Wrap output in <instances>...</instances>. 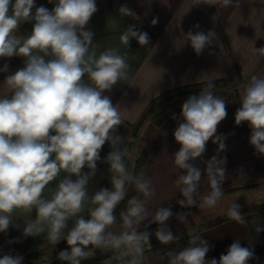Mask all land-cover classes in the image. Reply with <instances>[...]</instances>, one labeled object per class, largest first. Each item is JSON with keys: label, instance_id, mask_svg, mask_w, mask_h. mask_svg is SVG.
I'll list each match as a JSON object with an SVG mask.
<instances>
[{"label": "clouds", "instance_id": "obj_1", "mask_svg": "<svg viewBox=\"0 0 264 264\" xmlns=\"http://www.w3.org/2000/svg\"><path fill=\"white\" fill-rule=\"evenodd\" d=\"M231 2L222 0L225 6ZM97 11L96 0H55L51 10L37 6L36 0H0V58H24L22 67L5 76L10 95L0 98V233L7 232L16 210L35 212L23 234L34 237L47 230L50 244L66 242L67 248L58 253L60 261L81 264L88 257L85 249L95 246L131 255L130 264H140L137 258L143 255L144 247L152 246L150 232H137V226L147 218L145 200L133 197L128 201L126 211L120 214L124 231L117 235L109 229L116 223L114 209L125 197L126 183H134L145 198L154 196L155 190L143 174L133 176L127 171L124 153L116 147L123 140L117 134L121 114L104 93L127 78L129 65L115 49L96 55L95 33L87 26ZM118 12L134 14L127 4H121ZM24 23H32V29L21 38L16 32ZM151 23L156 25L158 17ZM194 27L198 29L199 25ZM185 35L197 56L219 39L214 30H189ZM120 39L128 47L133 39L140 46L150 44L149 34L133 25ZM255 51L264 55V47ZM0 72H9V65L5 63ZM85 76L90 83L84 81ZM211 87L209 81L208 87L182 103L181 119L173 133L179 144L174 164L183 170L175 181L183 197L177 201L181 207L195 206L202 175L207 176L211 190L203 197L201 208L215 207L223 195L226 158L219 153L225 150L226 137L217 135V127L227 110L226 102L214 95ZM244 122L251 129L249 143L257 155L264 156V77L252 76L244 91L235 124ZM210 139L218 145L217 155L201 161L205 165L202 171L196 159L205 153ZM105 143L112 148L103 160L113 173L111 188H100L89 197L87 185L96 175ZM62 172L66 175L46 199V186ZM86 202L93 205L88 219L80 215ZM227 214L246 223L237 203ZM173 215L171 207H161L152 220L158 225L155 237L161 244L180 239L166 223ZM175 216L181 223L187 219L182 213ZM72 218L74 226L65 233ZM257 231L264 232V227ZM209 250L208 241L193 236L189 246L167 253L169 264H248L254 258V248L242 246L239 240L219 260H206ZM23 259L6 254L0 264H22Z\"/></svg>", "mask_w": 264, "mask_h": 264}, {"label": "crops", "instance_id": "obj_2", "mask_svg": "<svg viewBox=\"0 0 264 264\" xmlns=\"http://www.w3.org/2000/svg\"><path fill=\"white\" fill-rule=\"evenodd\" d=\"M54 3L55 0L52 3H49V0H36L37 6L43 5L49 10ZM96 4L98 11L87 26L95 33L93 44L96 55L99 56L108 49H115L125 57L129 65L127 78H122L111 91L104 93L112 98L121 114L117 134L123 140L116 147L124 153L129 142L130 125L137 121L145 106L161 92L186 84L221 79L228 95L224 100L227 116L217 127V135L226 137L225 150L219 153V157L226 158L227 177L222 185L221 198H227L230 204L235 201L238 204L239 192L264 185V156L257 155L249 143L251 129L248 124H235L236 110L240 107L241 98L251 77H264V55L255 51L264 47V0H232L227 6L222 0H199L198 5L196 0H96ZM121 4H127L134 10V14L121 15L118 12ZM157 17L158 23L152 25L151 21ZM129 25L147 32L150 44L140 46L135 39L130 41V47L123 44L120 36ZM195 25H199V28H195ZM31 29L32 23H24L16 35L26 37ZM189 30H214L219 39L211 48L205 49L197 56L187 44L185 34ZM23 60V57L17 56L0 58V67L5 63L9 65V72H0V98L10 95L4 81L5 76L22 67ZM83 79L90 83L87 76ZM180 119V111L157 124L145 118L137 132L139 143L145 148L141 174L144 179L151 181L155 190V195L150 198H145L137 189L132 196L145 200L147 211V218L137 226V232H155L158 225L152 223V220L157 210L161 207H171L174 215L166 223L170 230H175L180 237L178 241L170 244L159 243L145 248L143 255L137 259L140 264H169V251L179 252L190 245L193 236H198L208 241L210 246L206 260H219L220 255L226 254L228 247L235 240H239L242 246L254 248V258L248 261V264H264V232L257 231V228L264 227V203L241 212L246 221L244 224L231 219L228 211L222 214L224 216L216 218L220 219L219 221H208L203 226H197L200 223L197 219L207 220L214 216L212 213L200 211V215L194 220L186 219L183 223L175 216L176 213L187 215L193 209L201 210L202 199L211 190L207 176L202 175L198 193L194 197L195 206L181 207L177 203L183 197L175 181L183 170L174 164V153L178 151L179 144L175 141L173 133ZM217 149L218 145L210 139L206 144L205 153L196 159V164L202 171L205 165L201 161H207L217 155ZM111 150L110 145L105 143L100 153L101 161L97 164L96 175L87 185L89 197L100 188H111L110 179L113 173L109 171L108 164L103 162ZM135 157L136 146L131 150L130 161L126 167L131 175ZM64 175L66 173L62 172L56 180L46 186L43 193L46 199L51 198ZM91 207L93 205L86 202L82 213ZM34 218L35 212L26 214L16 210L12 213L9 229L6 233H0V258L6 254L15 255L23 243L47 232L46 230L34 237L23 234L26 224ZM109 231L117 235L124 231L121 215ZM50 246L52 257L67 248L64 241ZM99 248L102 247L89 246L85 251ZM132 259L133 257L113 264H130Z\"/></svg>", "mask_w": 264, "mask_h": 264}, {"label": "trees", "instance_id": "obj_3", "mask_svg": "<svg viewBox=\"0 0 264 264\" xmlns=\"http://www.w3.org/2000/svg\"><path fill=\"white\" fill-rule=\"evenodd\" d=\"M212 82V87L211 90L214 93V95H216L217 97L225 100L228 98L227 95V90H213L215 88H222L225 86L224 82L221 79H216V80H210ZM208 82L209 81H204V82H200V83H192V84H186V85H182L176 88H172V89H168L166 91L161 92L158 96H156L154 99H152L146 106L145 109L142 111V113L140 114L139 118L136 119L137 121L130 125V135H129V142L128 144H126V148L124 151V155H123V162L125 164V166L127 167V165L129 164L130 161V157H131V150L133 149L134 146H136L137 148V157H135L134 160V164H133V169L132 171V175L133 176H140L142 171L141 169L143 168V163H144V157H145V148L143 146L140 145L139 143V138H138V133L139 132V128L142 125V123L144 122L145 118H149L151 119L155 124L161 122L162 120H164V118L177 113L178 111L181 110V105L182 103L186 100H178L176 102L170 103L169 104H165L164 106H160L163 103H165L166 101H169V99L171 98H176L178 96H182L184 94H189L192 93L193 91H201L204 88L208 87ZM136 191V187L135 184L132 182L128 183V190L126 191L125 197L124 199L119 203L118 207L116 208V210H114V215L117 217L121 214V212L124 211V209H126V207L128 206V201L132 198V196H134V193ZM90 210V209H89ZM89 210L85 211L84 213L80 214L83 215L85 219L90 218L89 216ZM74 220L75 218L70 219L67 223H68V227L64 230L65 233L71 229L74 226ZM220 219H217L216 221H219ZM46 240L47 239V232L41 236L35 237V238H31L28 241H37V240ZM26 241L25 243H23L20 248H24L27 244ZM119 255L120 258H116V256ZM116 256H113L111 258L108 259H104L102 261H98L95 264H113L116 263L118 261L121 260H126V259H130L132 258L131 255H124L122 253L117 254Z\"/></svg>", "mask_w": 264, "mask_h": 264}, {"label": "rangeland", "instance_id": "obj_4", "mask_svg": "<svg viewBox=\"0 0 264 264\" xmlns=\"http://www.w3.org/2000/svg\"><path fill=\"white\" fill-rule=\"evenodd\" d=\"M216 89L217 90H224V89H226V87L224 86L222 88H215L213 90H216ZM199 93H200V90L199 91H193L192 93L184 94V95L178 96L176 98H171V99H169V101H166L165 103H163L160 106H164L166 103L169 104V102L173 103V102H176L178 100H184V99H187L190 95H195V94H199ZM125 187H126V191H127L128 185L126 184ZM227 200H228L227 198L222 197L219 199V201L217 202L215 207H212V208L205 207V208H201V210L199 208L197 210L193 209L192 212L187 214L188 216L187 215H184V216L188 220H194L203 211L207 212V213H212V215H214V216H210V218H208L207 220L203 219V218L197 219L198 221H200V223L197 226H203L208 221H213V220H216V218H220L221 216H224L222 214L224 212H227L228 209L230 208V206L232 205ZM234 200H236V199H234ZM237 201L239 202L238 205H240L241 212L246 211L252 207L261 206L264 203V185H259V186H256L254 188H251L249 190L239 192V197H238ZM233 203H237V202L235 201ZM118 205L116 206V208L118 207ZM116 208L114 210H116ZM102 248H104V247H102ZM99 249H101V248H99ZM95 250H97V249H95ZM95 250H93V251H95ZM51 251H52V247L50 246V243L48 242L47 239L46 240L43 239V240H37L34 242L28 241L26 246L24 248L18 249V251L16 252L15 255L23 256L24 257L23 261H26L28 259H32L36 262H40L43 260L50 259L53 255V252H51ZM121 253L123 254V252H121Z\"/></svg>", "mask_w": 264, "mask_h": 264}, {"label": "water", "instance_id": "obj_5", "mask_svg": "<svg viewBox=\"0 0 264 264\" xmlns=\"http://www.w3.org/2000/svg\"><path fill=\"white\" fill-rule=\"evenodd\" d=\"M171 231L173 232L174 235L177 236V234H176L177 232L175 230L171 229ZM145 232H147V231H145ZM145 232H142L140 234H144ZM150 233L152 234L150 237L151 245L155 246V245L159 244L160 242L156 239L155 232H150ZM145 248H148V246H145L144 249ZM86 252L88 253V257L85 260H82L81 264H95L98 261H102L104 259L106 260L108 258H111V257L117 255V253H115L112 249H108V248H101V249H97L95 251L92 250V251H86ZM57 257H58V255L51 257L48 260H43L40 262H36L32 259H28L26 261H23L22 264H67L66 261H60L57 259Z\"/></svg>", "mask_w": 264, "mask_h": 264}]
</instances>
